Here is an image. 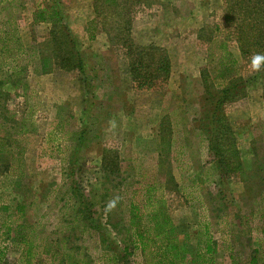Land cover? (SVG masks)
Masks as SVG:
<instances>
[{
  "label": "rangeland",
  "instance_id": "1",
  "mask_svg": "<svg viewBox=\"0 0 264 264\" xmlns=\"http://www.w3.org/2000/svg\"><path fill=\"white\" fill-rule=\"evenodd\" d=\"M52 6L62 12L83 53L87 83L83 73L67 65H52L50 73H41L42 56L65 53V36L60 33L54 40L50 23L33 20L34 12ZM90 24L95 39L89 38ZM13 28L31 51L21 52L12 42L3 60L6 64L17 60L27 69L22 78L28 87L8 83L1 89L0 122L6 121L8 127L0 131V145L4 141L8 149L24 151L13 163V169L22 164L20 178L12 176L14 170L4 171L0 163V223L4 207L17 212L20 201L26 210L19 222L60 230L63 193L68 188L63 168L75 144L72 132L84 126L89 134L79 153L77 177L89 194L97 192L98 212H103L105 202L110 212H128L133 197L146 202L147 184L163 182L168 187L157 186L156 195L164 192L180 241L187 238L184 247L194 252L199 222L221 211L216 194L221 189L234 200L223 211L232 215L254 211L253 241L237 237L233 242L238 264H249L250 246H257L263 222L257 218L263 204L257 191L262 186L251 182L255 188L247 195L244 178L254 168L264 176V0H119L117 5L106 0H0V29ZM221 43L237 61L235 71H219ZM127 45L134 53H127ZM142 48L154 49L153 61L159 64L168 57L169 76L153 66L149 83L141 86L143 79H134L131 63L150 61L140 57ZM4 74L0 69V78ZM232 78L237 84L223 106L231 136L220 143L225 161L214 162L217 157L210 152L199 119ZM9 111H17L12 122L7 121ZM23 124L25 135L31 134L30 144L19 133ZM5 136L13 137L10 143ZM234 147L243 165L238 174L232 167L237 161ZM104 152L121 159L114 160L121 172L107 181L102 171ZM228 171L234 174L224 178ZM135 189H139L136 195ZM230 220L237 231L239 219ZM215 236L229 238L222 233ZM4 237L0 231V244L7 247L5 264H24L19 245L4 242ZM74 243L86 246L94 264H104L97 235L85 233ZM219 243L218 264H233L228 245Z\"/></svg>",
  "mask_w": 264,
  "mask_h": 264
},
{
  "label": "trees",
  "instance_id": "2",
  "mask_svg": "<svg viewBox=\"0 0 264 264\" xmlns=\"http://www.w3.org/2000/svg\"><path fill=\"white\" fill-rule=\"evenodd\" d=\"M106 1L116 2V5L117 3L119 4V0ZM33 20L34 23H50L54 28L50 33L53 37L52 39L55 40L60 33L66 38L63 42L65 46L62 44L64 47L63 51L65 52L63 56H60L58 53L54 54V56L41 57L43 68L41 73H50L52 71L50 66L52 65L55 67L67 65L77 68L83 73L84 82H89L85 72L87 64H85L83 53L78 49L72 31L57 6L46 7L34 12ZM88 33L90 39H95L92 24L89 25ZM0 36V41L2 40V43H0V69L1 72L5 73L0 78V94H3L1 89L8 83L14 88H17L19 85H25V88L28 87L22 78V73H25L27 69L19 61L17 62V60L13 62L14 64H6L3 60L6 58L5 53L9 52L12 42L17 45L16 47L21 52L28 53L31 49L26 48L22 44V39L16 29L13 31L10 29L4 31L0 29ZM127 46L129 50L127 53H134L131 50L133 46ZM220 48L224 49V52L218 58L219 71L230 69H234L235 71L234 67L237 61L232 58V54L227 50L225 43H221ZM154 55H156L154 49L142 48L140 57H147L150 61L144 62L143 59H139L131 63L134 79L136 81L143 79V82L140 83L141 86L149 83L151 80L149 76L152 75V72L149 70L153 66L156 68H154L155 71L160 72L164 69L167 76L170 74V61L168 57H164L165 61L159 64V62L153 61ZM142 73L144 76L141 77ZM222 74L224 75L225 73ZM234 81L235 79L233 80L232 78L228 84L229 86L226 85L220 89L217 98L212 99L199 119L200 128L207 137L210 152L217 157V160L214 159V162L218 161L219 158L225 161L220 155L222 151L220 143L223 141L224 136H231V134H228L231 127L228 126L226 117L224 116L223 106L231 97V91H233L231 87L237 84ZM16 117L17 111L7 112L8 122L14 121ZM4 122H0V131H4L8 127L7 122ZM25 125L23 124L19 133H24V138L30 144L32 137L31 134L25 135V133H28ZM72 133L75 138V144L72 146L67 157V165L63 168V176L68 183V188L63 193L64 204L61 209L62 212L59 215L60 223L58 224L60 230L58 232L48 231L41 229L40 225L19 222L26 210V205L20 201L16 205L17 212H9L10 207H4L5 215H2L3 219L0 223V231L5 236L3 241H12L17 244L16 246L19 245L21 249L20 257L24 260V264H44L45 262L46 264H94L95 261L86 250V246L84 244L83 246H76L74 243V241L80 240L81 237L83 240L85 233H89L90 236H98V245L103 249L102 255L105 258L103 260L104 264H218V255L220 253L219 241L222 242V245H228L227 251L230 253L232 263L238 264L240 258L237 255L238 253L235 252L234 243L237 237L244 238L249 242L253 241L254 227H252L251 221L255 219L252 213L254 211H251L250 214L234 212V215H232L233 212L223 211L226 210L228 204L232 205L231 203L234 200H228V195L223 190H216L221 211L211 212V216L207 220L199 222L196 251L190 252L187 247H184V241L187 238L183 242L180 241L179 229L170 212H168V198L163 194L164 192L156 195L157 186L164 189L168 187L163 182L147 184L144 187V200L146 202L141 204V202H138L133 197L128 203V212H110L107 209V205H105L107 202L103 203V212H98L95 208L98 202L97 192L93 196L89 194L85 184L77 177L79 153L82 147L87 144L89 131L83 126ZM8 137L5 136V139L10 143L9 140H12L13 137ZM1 144L0 163H3L2 169L10 172L14 170L15 172L12 176L17 175L20 178V175H22L20 173L22 164L13 169V163L18 156L23 155V148L19 150L20 147L14 148L12 146L8 149L6 147L7 143L5 144L3 141ZM105 152L102 158V171L103 179L107 181L111 179V174L121 172L117 163L114 162L116 159L119 163L121 159H119L118 154H113V158H111ZM232 152L235 159H237L235 166L232 167H234V173L238 174L241 168H243L242 162L238 157L239 149L234 147ZM7 155L10 156L11 161ZM234 173L228 171L226 174H223V177L230 178ZM170 175L171 182L175 183L174 175L172 173ZM244 181L246 182L245 192L247 195L251 194L255 188L251 182L256 181L259 186H262L257 191L263 203L260 205L259 217L257 218L263 222L262 226L258 229L257 246L253 247L249 245L250 253L248 259L249 264H264V176L261 175V171L259 172L257 168H254L251 173L246 175ZM138 192L139 189L134 190L135 195ZM106 196L107 194L102 195V197H105L103 198L104 201H106ZM232 218L239 219L240 228L237 231L231 228V225L234 224L230 220ZM216 233H222L224 237L229 238L227 240H219L215 236ZM1 245L2 243L0 244V264H5L7 247ZM78 250L80 251L78 252ZM136 256L142 259L141 262H136ZM260 261L262 263H259Z\"/></svg>",
  "mask_w": 264,
  "mask_h": 264
}]
</instances>
